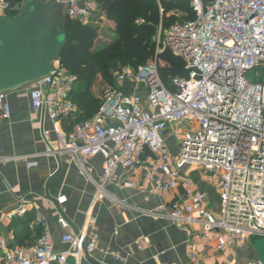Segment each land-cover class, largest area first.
Wrapping results in <instances>:
<instances>
[{"label":"built area","instance_id":"built-area-1","mask_svg":"<svg viewBox=\"0 0 264 264\" xmlns=\"http://www.w3.org/2000/svg\"><path fill=\"white\" fill-rule=\"evenodd\" d=\"M155 1L161 6L180 0ZM189 1L195 18L168 31L160 26L153 39L155 58L138 70L127 66L117 72L116 87L93 118L76 121L81 113L72 99L77 78L59 62L49 76L27 85V91L32 109L53 124L55 139L50 131L42 132L46 155H68L84 177L86 161L102 157L99 189L105 195L109 186L146 194V201L176 194L154 215L193 228L209 249L226 253L255 235L264 236V83L250 79L251 73L260 78L257 70L264 68V0ZM67 3L68 17L85 26L103 19H98L103 12L96 0ZM10 10L7 0H0V16L8 17ZM165 50L180 58L187 72L185 78L171 79L169 86L159 71L158 56ZM127 86L136 92L126 94ZM0 113L4 120L11 117L6 92L0 93ZM170 138L178 143L175 157ZM16 160L0 156V167ZM193 169L217 182L218 213L185 176ZM140 171L143 184L136 180ZM31 206L21 199L5 214L6 220L25 216ZM59 223L69 230L62 237L67 251L55 249L50 225L40 215L36 224L42 233L32 246L12 248L0 239L1 264H70L71 259L80 264L96 250L92 228L75 233L65 219Z\"/></svg>","mask_w":264,"mask_h":264},{"label":"crops","instance_id":"crops-1","mask_svg":"<svg viewBox=\"0 0 264 264\" xmlns=\"http://www.w3.org/2000/svg\"><path fill=\"white\" fill-rule=\"evenodd\" d=\"M124 89L127 92L133 88L127 86ZM27 90L28 86H25L7 93L11 107L9 120L2 119L0 113V156L17 158L0 167V239L5 238L10 247H29L37 241L42 231L36 218L41 215L49 223L54 247L60 252L69 249L62 242L63 235L69 230L62 228L60 219H65L75 233L92 228L97 248L90 255L91 260L85 258L80 264L263 262L256 248L246 244L248 241L226 253H217L206 246L203 237L196 235L193 228L154 215L176 194L150 196L146 201V194L134 190L120 191L112 186L106 188V195L102 194L99 189L102 157L86 161L88 176L84 177L79 165L68 155H46L42 132L50 131L55 139L53 124L46 115L32 109ZM63 127L66 131L71 130L68 122H63ZM54 147L57 148V144L54 143ZM30 163L36 166L30 168ZM187 176L197 190L206 195L209 208L218 213L220 195L217 182L196 170L187 171ZM136 180L143 184L141 171ZM64 197L66 201L60 203L59 199ZM21 199L30 202L32 210L14 221H7L5 214ZM141 243L143 249L139 248ZM195 243L199 246L192 250ZM1 258L0 251V264Z\"/></svg>","mask_w":264,"mask_h":264},{"label":"trees","instance_id":"trees-1","mask_svg":"<svg viewBox=\"0 0 264 264\" xmlns=\"http://www.w3.org/2000/svg\"><path fill=\"white\" fill-rule=\"evenodd\" d=\"M24 1L7 0L11 9L8 17L17 15ZM96 1L106 19L114 24L117 39L93 52L99 27L85 26L68 17L67 45L58 61L77 78L76 90L72 95L81 112V120L78 117L77 122L93 118L100 109L99 101L90 92V86L97 77L114 86L113 73L118 68L130 66L138 70L155 58L156 44L153 39L160 26L168 31L176 23L195 18L189 0L162 2L161 6L155 0ZM178 13L182 16L179 17ZM158 58L163 63L159 71L166 86H169L173 78L187 77L184 62L169 50L162 51Z\"/></svg>","mask_w":264,"mask_h":264},{"label":"water","instance_id":"water-1","mask_svg":"<svg viewBox=\"0 0 264 264\" xmlns=\"http://www.w3.org/2000/svg\"><path fill=\"white\" fill-rule=\"evenodd\" d=\"M68 0H25L13 17L0 16V93L49 76L67 45ZM250 79L264 83V68ZM250 240V239H249ZM264 262V243L256 242ZM88 260L90 256H87Z\"/></svg>","mask_w":264,"mask_h":264},{"label":"rangeland","instance_id":"rangeland-1","mask_svg":"<svg viewBox=\"0 0 264 264\" xmlns=\"http://www.w3.org/2000/svg\"><path fill=\"white\" fill-rule=\"evenodd\" d=\"M178 16L181 17L182 14L178 13ZM101 17H103V19L101 21H97V23L94 24V26L99 27V34H98V38L96 40L98 42L95 44L93 52H97V51L101 50L102 48L106 47L107 45H109L113 41H115L118 37L116 35V33L114 32V24L112 22H110L109 20H107L106 17L104 16V14L99 13L98 19H101ZM112 37H114L115 39L113 40ZM109 41H111V43L107 44ZM151 61H149L148 63H150ZM160 63H161L160 66H162L163 63L161 61H160ZM122 68L123 67L118 68L117 71L115 73H113V79H114L115 74L117 72H119ZM115 87H116L115 81H114V86H113V85L107 84L101 77H97L95 79V81H93L91 86H90V92H91L92 96L99 101L100 106H101V103L103 102L107 92L112 90ZM7 93H9V92H7ZM126 94H128V95L133 94V89L130 91H127ZM79 120H81V115L79 116ZM177 144L178 143H177L175 138H170L168 141L170 153L173 157L177 156L178 152H179V147ZM193 170L197 171V169H193ZM185 176H187V171L185 172ZM256 242L264 243V236L255 235L250 240H248V242L246 244L247 245H249V244L253 245V248H255L254 246H255ZM71 260L69 261L70 264L72 263ZM262 260H263V258H262ZM73 263H74V261H73Z\"/></svg>","mask_w":264,"mask_h":264}]
</instances>
